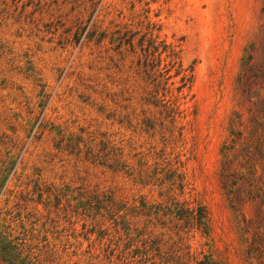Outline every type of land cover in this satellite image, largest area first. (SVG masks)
Masks as SVG:
<instances>
[{
  "label": "rangeland",
  "instance_id": "obj_1",
  "mask_svg": "<svg viewBox=\"0 0 264 264\" xmlns=\"http://www.w3.org/2000/svg\"><path fill=\"white\" fill-rule=\"evenodd\" d=\"M205 259L264 264V0H0V264Z\"/></svg>",
  "mask_w": 264,
  "mask_h": 264
},
{
  "label": "trees",
  "instance_id": "obj_2",
  "mask_svg": "<svg viewBox=\"0 0 264 264\" xmlns=\"http://www.w3.org/2000/svg\"><path fill=\"white\" fill-rule=\"evenodd\" d=\"M158 31L159 27L154 24L152 28H150V31L144 35H148V45L146 48L142 49L141 51L144 52V57H145V63L149 61L148 66L151 67V69H154L155 67H159V62H160V57L162 53H167V57L170 59L169 64H168V69L164 71L157 70L155 73V79L153 81H157L156 86H160L163 83H167L169 77H166L172 69L175 70V76L181 75L180 78V87L178 90H181L185 86L191 83L192 75L191 74H186V70L182 68V64L180 62V56H179V51H176L174 47L164 45L162 42H160L158 45L156 44L157 42V37L153 36L154 31ZM116 38L112 39V41H117V49L120 50V53H122V47L128 48L125 49L124 51H132L134 49V36L130 35V37L127 38V32L120 34V32H116ZM159 49L160 52H159ZM158 59V64H154L155 60ZM192 71H190L191 73ZM166 77V78H165ZM162 80L165 82L161 83ZM170 114L173 116L179 114L178 108L170 109ZM108 154L102 155L100 159L101 163H105L103 159L107 157ZM93 159V153H92ZM177 206V205H176ZM175 206V207H176ZM168 214H173L175 219L178 221H184V224L186 226L191 227H197L201 229L203 232L207 233L208 232V212L203 206H198L196 213H193L192 211H183L181 208H175L171 212L168 210ZM200 264H214L211 260L205 259V261L201 262Z\"/></svg>",
  "mask_w": 264,
  "mask_h": 264
}]
</instances>
